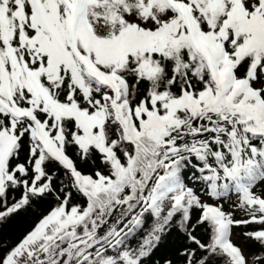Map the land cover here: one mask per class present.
<instances>
[{
  "label": "snow or ice",
  "instance_id": "obj_1",
  "mask_svg": "<svg viewBox=\"0 0 264 264\" xmlns=\"http://www.w3.org/2000/svg\"><path fill=\"white\" fill-rule=\"evenodd\" d=\"M0 264H264V0H0Z\"/></svg>",
  "mask_w": 264,
  "mask_h": 264
}]
</instances>
